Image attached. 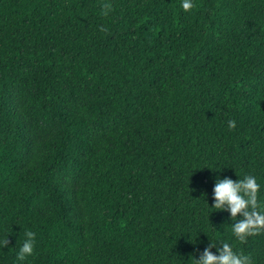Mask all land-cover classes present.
<instances>
[{
  "label": "trees",
  "instance_id": "1",
  "mask_svg": "<svg viewBox=\"0 0 264 264\" xmlns=\"http://www.w3.org/2000/svg\"><path fill=\"white\" fill-rule=\"evenodd\" d=\"M192 4L0 0V264H264L213 208L218 178L264 202V0Z\"/></svg>",
  "mask_w": 264,
  "mask_h": 264
},
{
  "label": "clouds",
  "instance_id": "2",
  "mask_svg": "<svg viewBox=\"0 0 264 264\" xmlns=\"http://www.w3.org/2000/svg\"><path fill=\"white\" fill-rule=\"evenodd\" d=\"M182 8L185 11L193 7L192 0H182ZM230 128L235 127V121H229ZM261 184L252 175H245L244 179L233 181L231 178H218L213 189V208L227 210L236 221L231 230L236 239L241 242L246 241L250 236H254L264 231V202L259 200ZM242 215V219L238 216ZM25 241L17 253L18 261H25L32 256L35 250V233L27 231ZM5 246L8 240L4 241ZM211 244L205 248L199 259H195V264H251L250 256L237 252L229 243H223L217 247L219 255L211 251Z\"/></svg>",
  "mask_w": 264,
  "mask_h": 264
}]
</instances>
